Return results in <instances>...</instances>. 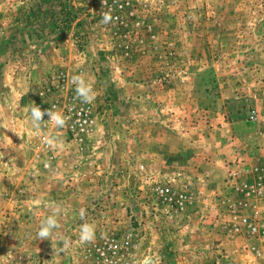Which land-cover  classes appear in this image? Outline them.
<instances>
[{
	"label": "rangeland",
	"instance_id": "rangeland-1",
	"mask_svg": "<svg viewBox=\"0 0 264 264\" xmlns=\"http://www.w3.org/2000/svg\"><path fill=\"white\" fill-rule=\"evenodd\" d=\"M66 97L82 142L39 115ZM260 180L264 0H0V264H92L111 229L136 264H259Z\"/></svg>",
	"mask_w": 264,
	"mask_h": 264
},
{
	"label": "built area",
	"instance_id": "built-area-1",
	"mask_svg": "<svg viewBox=\"0 0 264 264\" xmlns=\"http://www.w3.org/2000/svg\"><path fill=\"white\" fill-rule=\"evenodd\" d=\"M37 109L41 118H44V124L59 123L62 127L70 130L77 142H82L84 138L91 133L93 120L90 110L85 101L80 98L66 97L60 103L53 100L45 107L39 103ZM53 154H49L45 167H49ZM158 192L166 199L177 202L179 208H183L184 195H177L175 191L171 192L169 187L163 184L157 186ZM253 194L256 197L264 196V180H260L258 186L253 187ZM251 195V194H247ZM261 226L259 222L249 221L247 224L249 234L260 233ZM229 235L235 237L243 233L242 226L232 225L229 229ZM138 246V234L135 230L119 231L107 230L102 232L90 246V257L92 264H136V247ZM259 264H264V257ZM211 264H234L225 256H216Z\"/></svg>",
	"mask_w": 264,
	"mask_h": 264
}]
</instances>
